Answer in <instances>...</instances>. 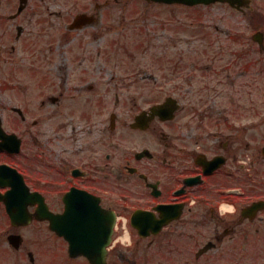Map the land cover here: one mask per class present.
Instances as JSON below:
<instances>
[{"label": "flooded vegetation", "instance_id": "1", "mask_svg": "<svg viewBox=\"0 0 264 264\" xmlns=\"http://www.w3.org/2000/svg\"><path fill=\"white\" fill-rule=\"evenodd\" d=\"M115 5L95 0L48 43L50 72L34 74L47 88L39 105L46 122L33 116L36 107L0 110L2 129L15 136L13 152L0 148V264H90L88 256L150 264L153 250L157 264H245L246 257L262 264L264 41L236 52L228 43L216 52L208 42L207 58L179 52L155 60L174 68L170 84L101 91L95 82L107 71L100 65L123 61L117 47L127 56L144 47L116 43ZM19 7L4 18L18 21ZM80 14L87 24L74 27ZM253 25L258 33L264 15H254ZM16 27L20 43L24 30ZM226 56L232 62L224 64ZM242 60L253 67L251 125L240 107L227 106L229 65ZM23 203L28 221L12 216ZM71 240L79 254L71 253Z\"/></svg>", "mask_w": 264, "mask_h": 264}, {"label": "rangeland", "instance_id": "2", "mask_svg": "<svg viewBox=\"0 0 264 264\" xmlns=\"http://www.w3.org/2000/svg\"><path fill=\"white\" fill-rule=\"evenodd\" d=\"M94 1L29 0L28 12L21 15L18 21L9 19L7 21L4 14L9 15L15 12L19 0H0V110L5 106L36 107L33 116L46 122L47 110L40 109L39 105L46 97V93L42 90L47 88L43 82L44 77H37L34 74L42 76L50 72L44 58L48 43L56 42L52 37L58 30H61L60 27L78 12L88 9V6H91ZM99 1L113 3V0ZM114 1L116 2L115 12L113 11L116 20V33L114 34L116 43H120L121 40L130 42L136 38L139 40L138 42H143L144 47L135 50V57L131 59L123 54V50L120 51V46L117 47L119 52L117 59L122 58L123 61L100 65L107 72L105 80H97L95 86L101 91L109 89L117 93L121 91L123 94L124 91L129 90L153 89L162 81L168 82V84L172 82V78L175 76L174 68L165 62L158 63L155 61L156 59L172 58L173 53L180 54L179 52L184 55L181 56L183 59L207 58L205 49L208 42L214 43L216 52L220 51V47H225L226 43H228V52L240 51L241 48L251 46L252 36L256 32L253 25L254 15L258 12L264 15V0L255 2V12L249 10L244 15L231 10L226 5L187 10L176 6H152L144 0ZM181 21L187 22L189 25L199 23L195 26H199L200 30L178 28L181 27L179 24ZM167 22L170 27L168 30L162 27L167 25ZM17 24L24 28L23 39L20 43H17L14 38ZM137 30L140 33H137ZM140 36H142V41H140ZM175 41L178 44L177 48L169 50L172 46L170 44ZM12 46L17 47V50H11ZM193 51L204 54L190 55ZM223 58H225L224 64L232 62L233 59L232 56ZM247 61L242 60L238 64L229 65L226 88L229 93L227 106L240 107V115L244 117L247 125H251L256 98L252 85L253 67L250 66L246 69ZM215 65L220 68L219 64ZM183 67L185 70L181 72V77L189 79L192 74L190 61H186ZM96 68L97 66L93 67V69ZM194 73L202 74L199 71ZM133 74L136 75L135 78L139 84L131 80ZM150 75H153L155 79H152ZM141 79H147V82L140 83ZM15 86H18L19 90ZM261 105L264 107V93L261 95ZM151 254L154 258L152 259L153 263L150 264H157L156 250H153ZM140 264H143V259ZM245 264L257 263H253L251 258L246 257Z\"/></svg>", "mask_w": 264, "mask_h": 264}, {"label": "water", "instance_id": "3", "mask_svg": "<svg viewBox=\"0 0 264 264\" xmlns=\"http://www.w3.org/2000/svg\"><path fill=\"white\" fill-rule=\"evenodd\" d=\"M150 1L158 2V3H166V4H184L188 6H194L199 4L207 5L216 2H228L236 8H240L241 6H244L245 4L248 3V1L245 0H150ZM83 19H84L83 16L78 17L77 23L79 24V22H82ZM21 211L23 210L21 209ZM77 250H78L77 243L75 241H71V251L75 252ZM100 259L103 260L104 256H102Z\"/></svg>", "mask_w": 264, "mask_h": 264}]
</instances>
